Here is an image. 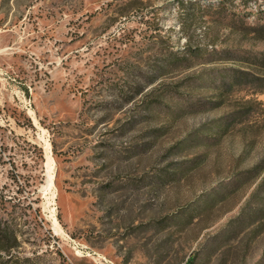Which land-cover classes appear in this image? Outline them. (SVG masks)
Here are the masks:
<instances>
[{
    "label": "rangeland",
    "instance_id": "obj_1",
    "mask_svg": "<svg viewBox=\"0 0 264 264\" xmlns=\"http://www.w3.org/2000/svg\"><path fill=\"white\" fill-rule=\"evenodd\" d=\"M125 1L0 0V264H264V28Z\"/></svg>",
    "mask_w": 264,
    "mask_h": 264
},
{
    "label": "trees",
    "instance_id": "obj_2",
    "mask_svg": "<svg viewBox=\"0 0 264 264\" xmlns=\"http://www.w3.org/2000/svg\"><path fill=\"white\" fill-rule=\"evenodd\" d=\"M179 3L178 16L181 19L183 29L190 27L195 19H206L210 24L229 28L231 30L264 28V23L251 25L244 22L250 16H254L258 22L264 18V0H254L258 7L254 11L250 9L252 0H215L202 4L200 0H177ZM127 6L141 9L147 3L145 0H126ZM191 20V21H190ZM264 185V177L259 183V188ZM259 191V189H257ZM11 246H0L1 251L9 252Z\"/></svg>",
    "mask_w": 264,
    "mask_h": 264
},
{
    "label": "bare ground",
    "instance_id": "obj_3",
    "mask_svg": "<svg viewBox=\"0 0 264 264\" xmlns=\"http://www.w3.org/2000/svg\"><path fill=\"white\" fill-rule=\"evenodd\" d=\"M46 152H47V158L48 160L51 162V156H52V145L51 143H48L47 146H46ZM49 170H48V178H49V181L51 184L54 185V171H53V167L49 166Z\"/></svg>",
    "mask_w": 264,
    "mask_h": 264
},
{
    "label": "built area",
    "instance_id": "obj_4",
    "mask_svg": "<svg viewBox=\"0 0 264 264\" xmlns=\"http://www.w3.org/2000/svg\"><path fill=\"white\" fill-rule=\"evenodd\" d=\"M110 264V263H109Z\"/></svg>",
    "mask_w": 264,
    "mask_h": 264
}]
</instances>
